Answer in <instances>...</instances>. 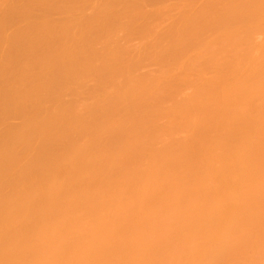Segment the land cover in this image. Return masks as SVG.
I'll list each match as a JSON object with an SVG mask.
<instances>
[{
    "label": "bare ground",
    "instance_id": "6f19581e",
    "mask_svg": "<svg viewBox=\"0 0 264 264\" xmlns=\"http://www.w3.org/2000/svg\"><path fill=\"white\" fill-rule=\"evenodd\" d=\"M100 88L116 92L92 103ZM247 97L264 99V0H0V264H264V106L243 115Z\"/></svg>",
    "mask_w": 264,
    "mask_h": 264
},
{
    "label": "rangeland",
    "instance_id": "374dc122",
    "mask_svg": "<svg viewBox=\"0 0 264 264\" xmlns=\"http://www.w3.org/2000/svg\"><path fill=\"white\" fill-rule=\"evenodd\" d=\"M4 1H8V0H4ZM98 1H99V0H98ZM167 4H173V2L171 1V2H168ZM171 8H172V7H171ZM174 8H175V7H174ZM173 11H174V10H173ZM173 11H172V12H173ZM176 13H177V12H176ZM176 13H175V11H174V13H172L173 16L176 15ZM74 14H75V13H74ZM61 15H63V14H59L60 18H62ZM75 15H76V14H75ZM53 16H54V14L52 15V18L54 19ZM56 16H57V17H56ZM170 16H171V15H170ZM52 18H51V19H52ZM34 19H35V18H33V21H34ZM55 19H59V18H58V14H57V15L55 14ZM55 19H54V20H55ZM35 20L38 21V19H35ZM16 25H17V27L20 26L19 24H16ZM12 26H14V24H13ZM14 27L17 28L16 26H14ZM235 27H236V26H235ZM238 27H239V25H238ZM54 29H55V28H54ZM57 29H58V27H57ZM236 29H237V28H236ZM137 40H138V39H137ZM257 40H258V39H257ZM259 40H261V38H260ZM218 43H219V41H218ZM136 45H137V44H136ZM136 45H135V46H136ZM138 45H139V44H138ZM138 45H137V46H138ZM246 46H247V45H246ZM246 46L244 45V46H243L244 48L241 49V50H237V52H239V51L243 52V51L246 49ZM41 47H42V46H40L39 48L42 49V51H43V47H42V48H41ZM46 47H47V46L45 45V46H44V50H46ZM39 48H38V49H39ZM74 48H75V46H74ZM40 49H39V50H40ZM237 49H238V48H237ZM36 50H37V49H36ZM257 50H259V49L257 48ZM33 51H34V49H33ZM76 51H77V52H76V56H77V53L79 52V50L76 48ZM234 51H235V50H234ZM259 51H260V50H259ZM259 51H257V52H259ZM189 52H190V51H189ZM191 52H192V51H191ZM237 52L230 51V53H233L232 55H235ZM257 52H256V53H257ZM29 53H31V52H29ZM186 53H187V52H186ZM228 53H229V51H228ZM230 53H229V54H230ZM234 53H235V54H234ZM31 54H33V53H31ZM72 54H75V51H74ZM113 54H114V53H113ZM226 54H227V51H226ZM260 54H262V53H260ZM260 54H258V55H260ZM33 55H34V54H33ZM186 55H187V54H186ZM186 55H185V57H183V59L186 58ZM191 55H193V53H192ZM223 55H224V54H223ZM232 55H231V56H232ZM226 56H227V55H226ZM228 56H230V55H228ZM260 56H261V55H260ZM187 57L189 58V53H188ZM185 60H186V59H185ZM253 60H254L253 58H252V59L250 58V61H251V62L249 63V57H247V62H246V66H247V67H246V68H244V67H245L244 63H245V62L242 64V67H241V69H240V72H241V70H242L243 68H244L245 70H243V71L241 72V73H242L241 77L243 76V78H244V76H245L246 74H248V72L250 71V70H249V69H250V66L252 67V65H253ZM87 61H89V60H87ZM87 61H86V63H87ZM183 61H184V60H183ZM254 62H255V61H254ZM108 65H110V67H111V63L108 64ZM108 65H106V67H107V68H110ZM243 65H244V66H243ZM248 65H250V66L248 67ZM113 67H114V66L112 65L111 69H112ZM114 68H115V67H114ZM246 69H248L249 71L247 70V71H248V72H247ZM32 70L35 71L36 69H32ZM32 70L29 71V72H32V73H33ZM50 71H51V70H50ZM244 71H245V72H244ZM35 72H37V70H36ZM206 72H207V71H206ZM32 73H30V76H27V79L32 80V79L34 78V77L31 76ZM170 73H171V72H170ZM170 73H169V74H170ZM175 73H179V72H175ZM203 73H204V71H203ZM209 73L212 74V75L214 74V73H212V72H209ZM245 73H246V74H245ZM169 74H168V75H169ZM173 74H174V72H173ZM173 74H172V78H173V76H174ZM244 74H245V75H244ZM206 75H207V73H206ZM170 76H171V75H169V76H167V77H170ZM175 76H176V75H175ZM204 76H205V74H204ZM207 76H208V75H207ZM31 77H32V79H31ZM241 77H240V78H241ZM86 78H87V77H86ZM86 78H85V81H83V80L81 81V82H82V83H81L82 86H85L83 83H85V82L87 81ZM204 78H205V77H204ZM243 78H242V80H241V79H240V80H241V81H244L245 84H246V81L248 82V79L245 77L246 80H244ZM91 79H92V78H91ZM10 80H11V79H10ZM93 80H94V79H92L91 81H93ZM240 80H239V81H240ZM12 81H13V82H12ZM12 81H10V83L8 84V82H9V80H8V82L5 83V84H7V85H5V86L8 87V86L12 83V86L10 85V88H11V87H12V88H15V87H16V84H17V83H16V80L13 79ZM237 83H238V82H237ZM243 84H244V83H243ZM13 85H14V86H13ZM235 85H236V84H235ZM236 86H237V85H236ZM238 86H239V85H238ZM85 87H87V86H85ZM66 89H67V88H66ZM107 89H108L109 95H112V94H113L112 91H113L114 88H111L112 90H111L110 88H107ZM107 89H106V88H104V89H103V88H100V91H99V89L96 90L97 93H96V94H94L95 92L92 93V94H94V95H93L94 98L92 97V100H90V101H91V102H92V101L94 102V100H95V103L99 101L101 104H103V103L106 101L104 98H106V96H105V92H107V91H106ZM104 90H105V91H104ZM64 91L66 92L65 88L63 89V91H61V95H60V93H59V96H61V97L64 96V94H65ZM102 91H103V92H102ZM110 91H111V93H110ZM62 92H64V94H62ZM101 92H102V93H101ZM108 92L106 93V95L108 94ZM115 92H116V91H115V89H114V93H115ZM185 92H186V91H185ZM188 92H189V91H187V93H188ZM67 93H68V92H66L65 97L67 96V97L69 98V97L71 96V94H69V96H68ZM103 93H104V94H103ZM92 94L90 93L91 96H92ZM100 94H101V95H100ZM82 95H84V94H82ZM87 95H89V94L87 93ZM95 95H96V96L98 95V97H96ZM53 96H54V94H53ZM85 96H86V94H85L84 96L79 97L78 99H77V98L75 99V97H74V100H79V106H80V104H81V106H82V107H80L81 109H82L83 107L88 106L89 103H90V101H89L88 99H89V98L91 99V96H88V99H87V97H85ZM99 96H100V98H101L102 100H103V99H104V100H103V101H102L101 99L99 100ZM101 96H102V97H101ZM104 96H105V97H104ZM67 97L65 98V100H66V99L68 100ZM83 97H84L85 100H86V99H87V100H86V101H85V100L83 101ZM107 97H108V95H107ZM62 98H64V97H62ZM70 98H72V97H70ZM70 98H69V101H70ZM81 98H82V99H81ZM247 98H248V97H247ZM51 99H52V95H51V98H50L49 100H51ZM72 99H73V98H72ZM72 99H71V101H72ZM248 99H249V100H248ZM248 99H247L248 101L244 99V100H242L243 103L241 102V105H244L245 109H243L242 106H240V107H238V108L242 109L243 115H244V113H245L246 115H248V114L250 113L249 116L252 115V117H253V113H252V110L254 109V108H253V105H255V106H257V107L264 106V103H263V105H261V104H262L261 102H264V101H263L264 99L261 101V98H260V99L258 98V99H259V102H258L257 104L253 103V101H252V100H254V102H257V101H255V100H257V97H256V98L249 97ZM74 100H73L72 102H74ZM250 101H251V104H250ZM260 101H261V102H260ZM93 102H92V103H93ZM87 103H88V104H87ZM92 103H91V104H92ZM252 103H253V104H252ZM153 104H154V103H153ZM153 104H151V105L154 106ZM155 104H156V103H155ZM248 104H249V107H251V105H252V108H253V109L247 107L246 105H248ZM255 106H254V107H255ZM257 107H255V108L257 109ZM78 108H79V107H78ZM247 108H249V109H247ZM78 110H79V109H78ZM244 110H245V111H244ZM254 110H255V109H254ZM254 110H253V112H254ZM242 112H241V113H242ZM246 112H248V114H247ZM33 113H34V112H32V115H31V112H30V114H29V118H33ZM254 114H255V113H254ZM34 116H35V113H34ZM119 118H120V117H117V119H118V120H117V123H119V126H118V124H117V126H116V124L114 123V122H116V117H115V118L112 117L113 122L111 121V122H112L111 124L116 126V127L113 126L114 129H115V128L118 129V128L124 126V123H125V121L123 120L124 118H123V117L121 118V119L123 120V123H122V120L119 119ZM110 119H111V118L108 117L107 120L105 121L108 125H107L106 123H105V124H106L107 126H109V127H110V125H111V124H110ZM8 120H9V119H8ZM8 120H7V122H5V123H7L8 126H10L11 124L14 126V125H16V124H19V120H20V123H21V121H22V119L17 118V117H16L15 119L12 118V120L10 119L9 122H8ZM11 121H12V122H11ZM107 121H108L109 123H108ZM119 121H120V122H119ZM163 122H166V119L163 120ZM9 123H10V124H9ZM13 123H14V124H13ZM247 123H250V121H249V122H246V124H247ZM125 124H126V123H125ZM156 124H158V125H156ZM161 124H162V121H161ZM246 124H245V126H246ZM248 125H249V124H247V126H248ZM149 126H150L151 128L148 127V128L145 129V130H146V133H145V134H147V131L149 132L147 135H150V130H149V129L157 128L158 126H160V122H158V121H156V122H152ZM250 126H251V125H249V127H250ZM10 127H11V126H10ZM111 127H112V126H111ZM113 127H112V128H113ZM249 127H248V128H249ZM246 128H247V127H246ZM153 129H152V130H153ZM145 130H144V131H145ZM112 131H113V130H112ZM169 131H170V130H169ZM169 131H166V132H165L166 134H165V133H164V134L162 133L161 135H162V136H163V135H164V136L167 135L168 138H169V136H170V138H171V137L173 136V133H170ZM171 132H172V131H171ZM169 133H170V134H169ZM226 133H227V132H226ZM226 133H225V135H226ZM229 133H230V132H229ZM229 133H228V134H229ZM263 133H264V129H263ZM142 134H144V132H143ZM142 134L140 133V135H137V134H136V135H133V136L131 137V138H133L132 140H129V139H125V140H123V141L121 142L122 144L120 143L121 146H122V147H126L127 144H128V146H131L133 141H134L135 143H137V141H136L137 136H138V139H139V138L141 137ZM145 134H144V135H145ZM168 134H169V135H168ZM195 134H196L197 137H198V133H195ZM195 134H193V136H194L193 138H194V139H195V137H196ZM203 134H204V133L201 134V137H200V136H199L198 138L196 137V141H197L198 139H199V141H200V140L202 141L203 139L205 140V139L208 138L209 133H208V135L206 134L207 136H206V135H203ZM199 135H200V134H199ZM230 135H231V134H230ZM230 135H229V136H230ZM139 136H140V137H139ZM174 136H175V133H174ZM174 136H173V138H174ZM182 136L184 137L183 134H182ZM204 136H205V137H204ZM72 137H73V135H71V138H72ZM134 137H135V139H134ZM142 137H143V136H142ZM165 137H166V136H165ZM178 137H180V136L178 135ZM203 137H204V138H203ZM253 137H254V138H253ZM253 137H252V141L249 140V143H250V141H251V143H252L254 140H256V139L258 138L256 135H253ZM200 138H201V139H200ZM202 138H203V139H202ZM253 139H254V140H253ZM126 140H127V141L129 140V141L131 142V145H129V144H130V143H128L129 141L127 142ZM259 140H260V138H258V140H256V141L258 142ZM124 141H125V142H124ZM256 141H255V142H256ZM134 142H133V146L135 145ZM255 142H253V143L255 144ZM257 142H256V143H257ZM123 143H125V145H123ZM247 143H248V141H247ZM251 143H250V144H251ZM228 145H229V147L231 146L230 144H228ZM65 146H66V145H65ZM128 146H127V147H128ZM131 147H132V146H131ZM66 149H67V146L63 148V151L66 150ZM67 150H68V149H67ZM104 151H108L107 148H106V150H104ZM64 152H66V151H64ZM108 152H109V151H108ZM108 152H104V153H108ZM131 161H132V160H131ZM133 161L136 162L137 160L135 161V159H134ZM137 162H138V161H137ZM137 162H136V166L139 165V163H138V165H137ZM230 162H231V161H230ZM219 164H220V163H219ZM219 164H218V165H219ZM125 165H126V164H124V165L121 164L120 166H122V167H126ZM189 167H190V168H189ZM189 167H188L189 169H188V168L185 169L186 171L183 170V173H181L182 176H185V174L188 175V174H189V172H188L189 170L193 173V168H192L191 166H189ZM221 167H222V166H221ZM17 168H18V167H17ZM95 168H96V167H92V170L94 169L93 171H91V169L89 170L90 172H88V173H89L88 178H89V176H90V177L93 176V177L95 178V177H96L97 175H99L100 173H101V174L104 173V169H103V168H100V170H102L101 172H100V170H99L98 167H97L96 169H95ZM136 168H137V167H136ZM191 169H192V170H191ZM242 169H243V168H242ZM63 170H64V169H63ZM65 170H66V171H65ZM65 170H64V172H63L64 175H66L65 172H67L68 170L70 171L69 168H67V169H65ZM96 170H99V171L96 172ZM187 170H188V171H187ZM34 171H35V170H34ZM12 172H13V171H12ZM12 172L10 171V172H9V175H10V173H12ZM15 172H16V171H15ZM15 172H14V174H15ZM17 172H18V171H17ZM99 172H100V173H99ZM185 172H187V173H185ZM30 173H31V172H30ZM33 173H34V176H33ZM36 173H37V172H33V170H32V174H31V176H30V180H27V181H30V182H31V181H32V178H31V177H33L34 179L36 178L35 180L33 179L34 181H36L37 179H39L38 174H36ZM68 173L73 174L74 172L72 171V172H68ZM68 173H67V174H68ZM94 173H95L96 176L94 175ZM192 173H190L188 177H190V175H192ZM235 173H236V174H235ZM237 173H238V174H237ZM12 174H13V173H12ZM14 174H13V175H14ZM35 174H36L37 176H36ZM234 174H235V175H239L240 172H238V171L235 172V171H234ZM68 175H69V174H68ZM68 175H67V176H68ZM187 175H186V176H187ZM10 176H11V175H10ZM240 176H241V175L237 176V178L240 177ZM5 177H6V174H5ZM7 177H9V176L7 175ZM88 178H87V181H88ZM94 178H91V179H94ZM97 178H98V176H97ZM97 178H95V179H97ZM89 179H90V178H89ZM91 179H90L89 182H86L87 185H88L89 183L91 184V181H92ZM27 181H26V182H27ZM84 181H86V180H84ZM24 182H25V181H24ZM24 182H22L23 184H21V185H22V187H23L24 184H25L26 187L24 186V188H21V185H20V189H23V190H24V189L30 188V186H31V185L33 186V184H34V186H35V183H34V182H31V183H33V184L30 183L31 185H30V184L27 185L26 182H25V183H24ZM27 183H29V182H27ZM83 183H84L85 185H83ZM83 183H82V186H83V187H82V186L80 187V192L82 191V189H83V190H84V189L86 190L87 187H89V186L86 185L85 182H83ZM244 183H245V185L242 183V184H243V186H242L243 188L247 187V186H246L247 183H246V182H244ZM36 184H39V183L36 182ZM116 184H117V181H116ZM113 185H114V184H113ZM118 185H119V184H117L116 186L118 187ZM36 186H37V185H36ZM36 186H35V187H36ZM119 186H120V185H119ZM102 187L105 189V184H102V185L99 186V190H100V192H102V190H103ZM242 187H241V188H242ZM31 188H32V187H31ZM106 188H107V186H106ZM225 188H226V187H225ZM225 188L222 187V193H225V194L227 193V194H228L229 191H230V193H229L230 195H233V194H235V193H238L237 190L234 191V190L231 189V190H232V193H233V194H232V193H231V190H229V188H228V189L226 188L227 191L225 190ZM243 188H242V189H243ZM2 189H3V190H6L7 188H6V189H5V188H2ZM101 189H102V190H101ZM167 189H171V188H167ZM167 189H165V192L167 191ZM8 190H9V189H8ZM87 190H88V189H87ZM103 191H104V190H103ZM236 191H237V192H236ZM0 192L3 193V191H2L1 189H0ZM5 192L8 193L9 191H8V192L5 191ZM83 192H85V191H83ZM135 192H136V191H135ZM167 192H168V191H167ZM167 192H166V193H167ZM171 192H172V191H171ZM6 193H5V194H6ZM241 193H243V192H241ZM244 193H245V192H244ZM0 195H1V194H0ZM170 195H171V194H168V195H166L165 197L170 196ZM2 196H3V195H2ZM244 196H245V198H247L246 194H244ZM241 197H242V199H241ZM241 197H240V199L237 198V199H238V202H236V203L234 202V203H233L235 207H233L232 205H230V206H232L233 208L237 209L238 211L242 208V205L244 206V205L246 204V202H247L246 199L243 198V195H242ZM244 199H245V200H244ZM229 200H230V199H227V201H229ZM239 200L241 201V203L243 202V200H244L245 202H243L242 205H241V203L239 204ZM166 202H170V200L168 199V201H166ZM164 203H165V202H164ZM170 203H171V202H170ZM244 203H245V204H244ZM165 204H166V203H165ZM237 204H238V205H237ZM148 205H150V204H148ZM239 205H240L241 207H240ZM151 206H152V205H151ZM147 207H148V206H147ZM153 207H154V206H153ZM153 207H152V208H153ZM155 207H156V206H155ZM155 207H154V209L157 208V207H156V208H155ZM257 207H258V208L261 207L260 209H263V206H262V205L259 206V204H258ZM152 208H151V209H152ZM148 209H149V208H148ZM148 209L146 210L147 213H150L151 211L154 210V209H152V210H150V209L148 210ZM154 211H155V210H154ZM156 211H159V210L157 209ZM254 211H255V210H254ZM241 216H242V215H241ZM241 216H240V217H241ZM244 218H246V217H244V215H243V218H241V219H242L243 221H245L246 219H244ZM238 219H239V218H238ZM238 219H237V221H239V222L241 221V223H243L242 220H238ZM68 221H69V220H68ZM257 221H258V220H256L255 222L257 223ZM239 222H238V223H239ZM65 224H66V225H65ZM67 224H69V223H68V222H65V223H64V226H65V227H68ZM242 225H243V224H242ZM242 225H240V223H239L238 227L240 228V227H242ZM244 227L246 228L245 224L243 225V228H244ZM149 230H150V228H149ZM149 230H148V231H149ZM242 230H243V229H242ZM151 231H152V229H151ZM149 232H150V231H149ZM74 233H75V232L72 231V232L69 234V231H67V234H69V235H72V234H74ZM74 235H75V234H74ZM228 241H229V240H228ZM202 242H205V241H202ZM203 244H205V243H203ZM149 249H150V248H149ZM65 251H66L65 253H67V251L69 252V250H67V249H66ZM151 254L154 255V257H153ZM70 255H71V254H69V258L71 257ZM155 255H156V254L152 252V253H150V256L146 257L147 260H148L147 262H149L148 264L152 263V261H153V262L155 261V259L157 258V257L155 258ZM66 256H68V253L65 255V257H66ZM150 257L152 258V260H151ZM146 258H145V260H146ZM148 258H149V259H148ZM145 260L143 259V261H145ZM149 260H150V261H149Z\"/></svg>",
    "mask_w": 264,
    "mask_h": 264
}]
</instances>
